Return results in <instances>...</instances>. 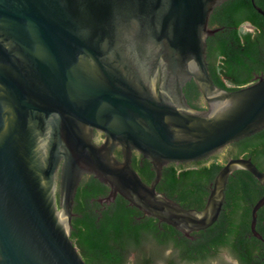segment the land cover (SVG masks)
<instances>
[{"label":"water","instance_id":"obj_1","mask_svg":"<svg viewBox=\"0 0 264 264\" xmlns=\"http://www.w3.org/2000/svg\"><path fill=\"white\" fill-rule=\"evenodd\" d=\"M226 1L0 0V264H86L70 239L85 176L108 188L100 202L119 196L192 239L245 170L263 189L250 225L260 239L264 173L249 159L226 161L200 211L156 191L164 167L206 161L264 129V76L227 91L208 72L206 41L219 30L209 20ZM191 81L202 110L185 98ZM134 153L151 165L148 185Z\"/></svg>","mask_w":264,"mask_h":264},{"label":"trees","instance_id":"obj_2","mask_svg":"<svg viewBox=\"0 0 264 264\" xmlns=\"http://www.w3.org/2000/svg\"><path fill=\"white\" fill-rule=\"evenodd\" d=\"M254 4L264 12V0H254ZM245 24L252 26V33L241 31ZM209 26L219 29L206 41L207 68L215 86L235 91L252 83L254 76H264V17L253 8L251 0L224 2L214 9ZM183 92L193 109H203L193 81L185 85ZM230 146L234 158L243 154L264 173V129ZM223 164L217 159L207 164H170L162 169L156 191L184 209L200 211ZM132 167L143 183L150 184L154 173L149 161L140 166L133 158ZM226 184L216 222L206 230L190 234L193 239H188L172 227L144 216L119 196L108 206L99 205L97 200L107 195L108 188L92 176H85L74 197L70 239L86 264H126L130 253L141 254V263L152 264V259L143 254L150 251L158 256L166 248L177 250L183 260L202 261L224 247L244 264H264V244L245 238L251 213L248 202L256 199L253 190H258L260 197L261 186L245 170L234 171ZM262 211L264 205L256 213L258 222L254 229L264 239ZM246 244L255 245L253 248Z\"/></svg>","mask_w":264,"mask_h":264},{"label":"flooded vegetation","instance_id":"obj_3","mask_svg":"<svg viewBox=\"0 0 264 264\" xmlns=\"http://www.w3.org/2000/svg\"><path fill=\"white\" fill-rule=\"evenodd\" d=\"M248 26V31L246 32H250L252 33L253 32V28L252 26L248 25V24H245ZM201 103V101H200ZM96 137H99V138H102V135H97V133H95ZM230 150H231V146H228L222 153L221 155L224 156V159H225V162L224 164L226 163L227 160L229 159H238V158H244V159H248L245 157V155L241 154L239 157H233L234 154L230 153ZM114 155L116 157L117 160H121V155H120V150L119 149H116L115 152H114ZM220 154H217L213 157H210L208 160L204 161V162H207V163H210L212 162L214 159H217L218 160V157H219ZM134 158V161L137 160L139 161V164L140 166H142L143 162L144 161H147L145 159H143L140 155L134 153L132 155V159ZM250 160V159H249ZM223 164V165H224ZM226 187H227V184H226ZM225 187V189H226ZM261 190H262V194L260 195V197H258V190L256 191H252L254 193V199L255 201H252V202H248V205L251 206V210H252V206H254L256 204V202L262 197L263 195V189L261 187ZM253 193L251 195H253ZM108 194V193H107ZM107 196V195H106ZM105 196V197H106ZM105 197H100L97 202L99 205L103 206V205H106L108 206L109 204H105V203H102L100 202L103 198ZM104 207H101V209H103ZM262 214H264V211L261 212ZM261 213H260V216H261ZM257 219V218H256ZM257 220L255 221V227H256V224H257ZM261 223L264 225V220L261 221ZM251 213H250V221H249V231L246 233L245 235V238H246V241L250 242L252 239H257L259 240L260 242H262L264 244V239L261 235H259L256 230H255V233L260 237L257 238L254 236L252 230H251ZM193 239V237H192ZM254 245L255 244H246L244 246H250V247H253L254 248ZM241 247V246H240ZM159 255L158 256H154L153 253H150V251H146V253H144L143 255L146 256V258H150L152 259V264H244L242 263L237 257L235 254H233L231 252V250L228 248V247H224V248H221L220 250H218L216 253L212 254L209 258L205 259V260H202V261H186V260H183L180 258L179 256V252L177 250H174L173 248H166L164 250H161L160 253H158ZM141 260H142V256L141 254L140 255H137L136 253H130L128 258H127V261H126V264H144V263H141ZM245 264H256L255 261H249L248 263H245Z\"/></svg>","mask_w":264,"mask_h":264},{"label":"rangeland","instance_id":"obj_4","mask_svg":"<svg viewBox=\"0 0 264 264\" xmlns=\"http://www.w3.org/2000/svg\"><path fill=\"white\" fill-rule=\"evenodd\" d=\"M241 31H243V32L248 31V26H247V25H243V26L241 27ZM218 162L221 163V164H223V163L225 162L224 156L221 155V153H220V155H219V157H218ZM206 164H207V162H206Z\"/></svg>","mask_w":264,"mask_h":264}]
</instances>
